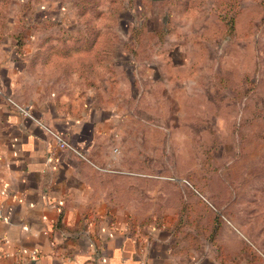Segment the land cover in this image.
<instances>
[{"label": "rangeland", "instance_id": "374dc122", "mask_svg": "<svg viewBox=\"0 0 264 264\" xmlns=\"http://www.w3.org/2000/svg\"><path fill=\"white\" fill-rule=\"evenodd\" d=\"M5 57L123 106L147 218L197 264H264V0H0Z\"/></svg>", "mask_w": 264, "mask_h": 264}, {"label": "crops", "instance_id": "0c3cea01", "mask_svg": "<svg viewBox=\"0 0 264 264\" xmlns=\"http://www.w3.org/2000/svg\"><path fill=\"white\" fill-rule=\"evenodd\" d=\"M31 65L0 59V264H197L171 221L147 218L146 176L95 168L133 170L142 165L132 160H146L127 149L123 106L100 102L96 91L51 88L26 74ZM8 98L26 101L86 159Z\"/></svg>", "mask_w": 264, "mask_h": 264}, {"label": "built area", "instance_id": "2783aa9c", "mask_svg": "<svg viewBox=\"0 0 264 264\" xmlns=\"http://www.w3.org/2000/svg\"><path fill=\"white\" fill-rule=\"evenodd\" d=\"M8 102L18 111L20 112L21 115L31 118L35 121L38 122V124L41 125V127H43L46 132L55 140V142L57 143V145L62 148V149H67L71 152H73L77 157L82 158V159H86L85 155L83 152H81L80 150H78L72 143H70L68 140H66L61 133L57 132L56 130H53L51 128H48L44 125H42L38 120L35 119V117L33 116V114L31 113V108L29 106V104L27 103H19L18 101H15L14 99L8 98L7 99ZM96 169L100 170V171H111V172H115V170H113L110 167H98L95 166ZM140 174V173H139ZM141 176H145V174H140ZM36 255V251H31L30 256H34ZM101 262L104 261V258L100 257L99 258ZM102 264V263H99Z\"/></svg>", "mask_w": 264, "mask_h": 264}, {"label": "trees", "instance_id": "16d2710c", "mask_svg": "<svg viewBox=\"0 0 264 264\" xmlns=\"http://www.w3.org/2000/svg\"><path fill=\"white\" fill-rule=\"evenodd\" d=\"M14 45H15L16 48L20 49L21 43L19 41V38H17V37L14 38Z\"/></svg>", "mask_w": 264, "mask_h": 264}]
</instances>
